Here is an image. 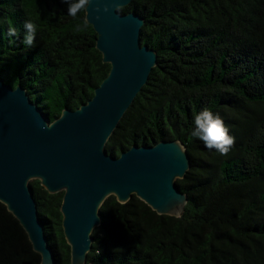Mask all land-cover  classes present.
Here are the masks:
<instances>
[{"label":"trees","instance_id":"16d2710c","mask_svg":"<svg viewBox=\"0 0 264 264\" xmlns=\"http://www.w3.org/2000/svg\"><path fill=\"white\" fill-rule=\"evenodd\" d=\"M67 10L64 0H0L2 79L25 87L50 120L90 100L110 71L86 12ZM120 10L143 17L141 43L158 60L106 151L182 141L191 163L176 183L188 201L176 217L110 195L87 264H264V0H132ZM29 18L38 24L31 48L21 42ZM204 108L235 137L227 155L191 136ZM31 185L55 263L70 264L63 192ZM25 231L0 202V264H40Z\"/></svg>","mask_w":264,"mask_h":264},{"label":"water","instance_id":"95a60500","mask_svg":"<svg viewBox=\"0 0 264 264\" xmlns=\"http://www.w3.org/2000/svg\"><path fill=\"white\" fill-rule=\"evenodd\" d=\"M131 1L93 0L89 6L85 18L110 71L93 97L75 110L64 108L50 120L25 87L7 84L0 74V202L26 230L41 255L40 264L56 263L31 180H40L49 193L63 192L62 226L70 264H87L92 233L103 219L100 206L110 195L120 203L135 195L159 214L176 217L187 204V194L176 183L191 163L182 141L134 145L118 157L105 148L158 60L157 51L141 43L143 17L136 10H120ZM105 4L110 11H103Z\"/></svg>","mask_w":264,"mask_h":264},{"label":"clouds","instance_id":"9594fccd","mask_svg":"<svg viewBox=\"0 0 264 264\" xmlns=\"http://www.w3.org/2000/svg\"><path fill=\"white\" fill-rule=\"evenodd\" d=\"M64 2L68 5L67 14L76 18L80 13L89 10L93 0H64ZM95 11L97 12V19H99L101 11L99 3H97ZM103 11H110L108 4L104 5ZM23 28L24 35L21 42L26 47L31 48L36 40L38 24L29 18L25 20ZM9 35H16L15 30L10 29ZM191 136L201 140L206 148L215 149L221 155H227L235 143V137L230 134L223 118L219 113L208 108H204L194 116V128Z\"/></svg>","mask_w":264,"mask_h":264}]
</instances>
